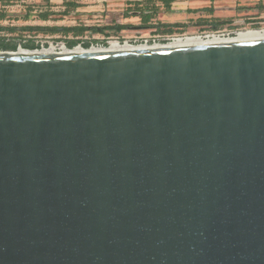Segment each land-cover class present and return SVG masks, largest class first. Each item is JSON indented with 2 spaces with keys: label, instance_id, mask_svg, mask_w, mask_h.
<instances>
[{
  "label": "water",
  "instance_id": "1",
  "mask_svg": "<svg viewBox=\"0 0 264 264\" xmlns=\"http://www.w3.org/2000/svg\"><path fill=\"white\" fill-rule=\"evenodd\" d=\"M60 44L0 51V264H264V39Z\"/></svg>",
  "mask_w": 264,
  "mask_h": 264
},
{
  "label": "rangeland",
  "instance_id": "2",
  "mask_svg": "<svg viewBox=\"0 0 264 264\" xmlns=\"http://www.w3.org/2000/svg\"><path fill=\"white\" fill-rule=\"evenodd\" d=\"M173 1L69 0L64 8L53 9L50 3L28 5L25 0H0V28H4L0 30V43L27 50L54 48L56 54L57 48L50 45L61 42L71 50L79 46L106 48L115 41L167 44L173 38L235 37L242 31L264 30L262 2L235 5L215 0L210 8L196 7L186 19L176 20L170 14Z\"/></svg>",
  "mask_w": 264,
  "mask_h": 264
},
{
  "label": "bare ground",
  "instance_id": "3",
  "mask_svg": "<svg viewBox=\"0 0 264 264\" xmlns=\"http://www.w3.org/2000/svg\"><path fill=\"white\" fill-rule=\"evenodd\" d=\"M264 39V30H250V31H242L236 34L235 37H222V36H209V37H194V38H186V39H175L170 41L164 45H149V44H141V45H133L129 43L121 44L117 41L111 42L109 47H91L89 49H85L82 46L76 47L75 49H67L65 45L61 46L62 53L64 54H82V53H98V52H121L125 50H136V49H149V48H171V47H185V46H199L206 44H219V43H229V42H249L256 40ZM59 45V48H60ZM55 47L56 46H51ZM21 54H29L31 50L21 49ZM32 54H43V55H52L54 53V48L50 49H42Z\"/></svg>",
  "mask_w": 264,
  "mask_h": 264
},
{
  "label": "crops",
  "instance_id": "4",
  "mask_svg": "<svg viewBox=\"0 0 264 264\" xmlns=\"http://www.w3.org/2000/svg\"><path fill=\"white\" fill-rule=\"evenodd\" d=\"M218 2L222 3H229V4H235L238 5V3H244L249 2L252 4L260 3L264 4V0H218ZM25 3L28 5H36V4H49L52 5L53 9H59L64 8L65 4L68 3L66 0H25ZM215 4V0H174L171 3L170 8V14L172 17L176 20H182L186 19L190 14H192L194 11L192 9L196 7H202L203 9L210 8L212 4ZM257 5V4H256ZM206 7V8H205ZM180 23V22H178ZM176 25H178L176 23ZM4 28H0V30H3Z\"/></svg>",
  "mask_w": 264,
  "mask_h": 264
},
{
  "label": "trees",
  "instance_id": "5",
  "mask_svg": "<svg viewBox=\"0 0 264 264\" xmlns=\"http://www.w3.org/2000/svg\"><path fill=\"white\" fill-rule=\"evenodd\" d=\"M66 1H69V0H66ZM2 40V39H1ZM1 42V41H0ZM75 44V43H74ZM26 48L30 47V46H25ZM7 50H11V51H16L17 50V47L16 45H13V46H6L4 44H1L0 43V51H7Z\"/></svg>",
  "mask_w": 264,
  "mask_h": 264
},
{
  "label": "built area",
  "instance_id": "6",
  "mask_svg": "<svg viewBox=\"0 0 264 264\" xmlns=\"http://www.w3.org/2000/svg\"><path fill=\"white\" fill-rule=\"evenodd\" d=\"M218 36H220V35H218ZM227 36H229V35H227ZM222 37H225V35H222ZM172 40H174V38H173ZM172 40H171V41H172ZM148 43H149V42H146L145 44H148ZM156 44H161V42H158V43H157V42L154 41V44H153V45H156Z\"/></svg>",
  "mask_w": 264,
  "mask_h": 264
},
{
  "label": "flooded vegetation",
  "instance_id": "7",
  "mask_svg": "<svg viewBox=\"0 0 264 264\" xmlns=\"http://www.w3.org/2000/svg\"><path fill=\"white\" fill-rule=\"evenodd\" d=\"M119 42V41H118ZM25 46H27L26 44H25ZM16 47H17V45H16Z\"/></svg>",
  "mask_w": 264,
  "mask_h": 264
}]
</instances>
